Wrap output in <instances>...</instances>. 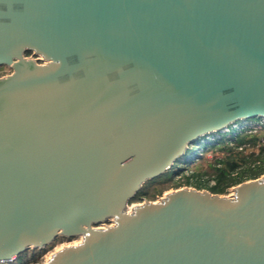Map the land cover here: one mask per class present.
Wrapping results in <instances>:
<instances>
[{"label": "water", "instance_id": "obj_1", "mask_svg": "<svg viewBox=\"0 0 264 264\" xmlns=\"http://www.w3.org/2000/svg\"><path fill=\"white\" fill-rule=\"evenodd\" d=\"M2 66L0 263L79 237L46 264H264V174L129 208L264 121V0H0Z\"/></svg>", "mask_w": 264, "mask_h": 264}, {"label": "trees", "instance_id": "obj_2", "mask_svg": "<svg viewBox=\"0 0 264 264\" xmlns=\"http://www.w3.org/2000/svg\"><path fill=\"white\" fill-rule=\"evenodd\" d=\"M249 121L260 122L261 120L255 118ZM228 133L230 138L223 136L215 140L213 144H199L200 140H198L189 146L184 155L168 171L144 184L129 204L143 200L154 201L166 190L184 186L226 195L230 188L262 176L264 174V124L257 131L247 126L239 131L230 127ZM199 153L201 155H198ZM207 154H213L212 158L208 159ZM194 156L198 159L191 166V159ZM175 167L177 169L182 167V169L177 173L178 180L174 181L171 177ZM190 169H192L191 173L185 174ZM168 181L171 183L165 186ZM60 240L62 238H57L43 250H28L13 261L0 264H28L31 260H36V255L51 248Z\"/></svg>", "mask_w": 264, "mask_h": 264}, {"label": "rangeland", "instance_id": "obj_3", "mask_svg": "<svg viewBox=\"0 0 264 264\" xmlns=\"http://www.w3.org/2000/svg\"><path fill=\"white\" fill-rule=\"evenodd\" d=\"M27 57H31L30 55L29 56H27ZM10 73V70L7 68V67H4V66H2V67H0V76H5V75H8ZM262 124H264V121L263 120H261L260 122H256V121H246V122H244V123H242V124H240V125H236V126H234V128H235V131H239V130H241V129H243L244 127H248V128H250V129H254V131L256 130H258L259 128H261V125ZM234 133H236V132H234ZM223 136H226L227 138H230V135H229V133H228V131H224V132H221V133H215V134H212V135H210V136H207V137H205V138H202V139H200V141H199V144H204V143H208V144H213V143H215V140H217V139H221ZM198 155H201L200 153L198 154ZM207 156V158L208 159H211L212 158V156H213V154H207L206 155ZM197 156H194L192 159H191V166H193L194 164H195V162L197 161ZM191 168V167H190ZM204 168H205V166H204ZM182 169V167L181 168H179V169H177L176 167H175V169H174V174H173V176L171 177V178H173V180L175 181V180H178V177H177V173H178V171H180ZM193 169V168H192ZM192 169H190L189 171H186V173L185 174H189V173H191V170ZM171 179H169V181H170ZM180 180V179H179ZM166 182V184H165V186L166 185H169L171 182ZM184 187H186V186H184ZM181 188V187H180ZM193 188V187H192ZM178 189V188H177ZM232 189H233V187L232 188H230L229 190H228V193L226 194V195H230L231 193H232ZM173 190H175V189H172V188H170V189H168V190H166L163 194H162V196L165 194V193H167V192H170V191H173ZM162 196H160V197H162ZM159 198V197H158ZM158 198H156L154 201H156ZM143 201H141V202H137V203H132V204H130L129 205V208L131 207V205H135V204H141ZM106 224H109L108 222L106 223ZM80 242V238L79 237H76V238H62V240H60L59 242H56L51 248H49V249H47L46 251H44V252H42V253H40V254H38V255H36V260H31L28 264H46V262H47V260L50 258V256L52 255V253H54L55 251H57V250H59V249H61L62 247H64V246H70V245H76V244H78Z\"/></svg>", "mask_w": 264, "mask_h": 264}, {"label": "flooded vegetation", "instance_id": "obj_4", "mask_svg": "<svg viewBox=\"0 0 264 264\" xmlns=\"http://www.w3.org/2000/svg\"><path fill=\"white\" fill-rule=\"evenodd\" d=\"M31 56V58H33L34 60H36V62L37 63H39V64H42L43 63V61H42V59L39 57V56H33V54L31 53V52H26V54H25V57H27V56ZM28 58V57H27ZM9 69V68H8ZM10 70V69H9ZM10 73H11V70H10ZM9 73V74H10ZM6 76V75H5ZM0 77H3V76H0Z\"/></svg>", "mask_w": 264, "mask_h": 264}]
</instances>
